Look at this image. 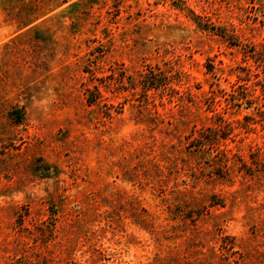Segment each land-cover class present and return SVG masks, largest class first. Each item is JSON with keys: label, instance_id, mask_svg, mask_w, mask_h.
I'll return each instance as SVG.
<instances>
[{"label": "rangeland", "instance_id": "obj_1", "mask_svg": "<svg viewBox=\"0 0 264 264\" xmlns=\"http://www.w3.org/2000/svg\"><path fill=\"white\" fill-rule=\"evenodd\" d=\"M0 264H264V0H0Z\"/></svg>", "mask_w": 264, "mask_h": 264}]
</instances>
